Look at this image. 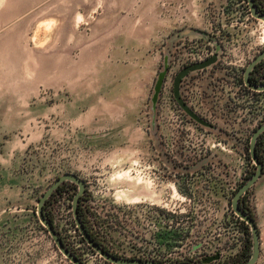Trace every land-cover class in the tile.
I'll return each instance as SVG.
<instances>
[{
    "label": "rangeland",
    "instance_id": "1",
    "mask_svg": "<svg viewBox=\"0 0 264 264\" xmlns=\"http://www.w3.org/2000/svg\"><path fill=\"white\" fill-rule=\"evenodd\" d=\"M136 1L128 14L137 11L139 18L140 8L143 16L148 9L160 29L146 47L115 55L107 72L76 71L75 30L63 41L51 29L60 15L76 13L79 21L70 27L87 36L105 0L88 11L81 0H0V264H71L36 213L40 197L64 174L84 182L78 205L86 227L113 256L204 264V255L221 248L209 264H230L242 251L244 226L230 205L233 189L255 173L243 152L264 121V94L237 99L232 82L243 70L230 64L245 65L264 50V23L251 18L244 0H155L147 8ZM188 35L223 46L187 60ZM204 41L195 38V50ZM213 57L194 75L187 105L206 125L190 122L174 99L173 80L183 67ZM188 91L184 81L182 100ZM187 127L193 131L175 129ZM77 192L66 181L43 208L81 262L110 264L75 230ZM241 200L253 212L252 192ZM256 264H264V250Z\"/></svg>",
    "mask_w": 264,
    "mask_h": 264
},
{
    "label": "crops",
    "instance_id": "2",
    "mask_svg": "<svg viewBox=\"0 0 264 264\" xmlns=\"http://www.w3.org/2000/svg\"><path fill=\"white\" fill-rule=\"evenodd\" d=\"M105 1L103 13L92 21L90 28L86 29V31H89L87 36H84L81 32H77L75 27H70L79 21L76 13H74V17H67L66 13L62 14L64 13L63 11L60 13L62 15L59 17L61 18V16L64 15L65 18L54 20L56 24H53V28L51 27L52 32L63 41L73 36L68 35V31L72 29L75 30L74 45L79 49V56L75 61L76 71H99V69H101V71L105 70L109 72L115 63V55H124L126 52L129 54L130 50L146 47L148 41L154 36L156 31L160 29V22L156 19V16H150L152 13H148V9H144L145 14L143 16V11L140 8L139 18L137 11L134 12V15L128 14L131 13L134 6L137 5L136 0ZM139 1V3H141L140 6L146 8L155 3V0ZM96 3V0H92L90 3L86 0H81V5L85 6L84 8L87 11L96 6ZM117 9L122 12L126 10V14L116 15ZM81 17L83 19L85 18L82 14ZM48 21H50V19H45L42 22L46 23ZM59 63L61 68L63 63L66 65L67 60L64 57L62 60H59ZM33 64L34 61L32 60L30 67H32ZM65 68L66 66L64 69ZM62 70L59 69V72H63ZM250 191L254 198L253 213L260 237V254L256 262L258 263L261 260L264 250V170L261 177L251 187Z\"/></svg>",
    "mask_w": 264,
    "mask_h": 264
},
{
    "label": "water",
    "instance_id": "3",
    "mask_svg": "<svg viewBox=\"0 0 264 264\" xmlns=\"http://www.w3.org/2000/svg\"><path fill=\"white\" fill-rule=\"evenodd\" d=\"M251 14L255 18H259L264 21V16L258 14L256 4L254 0H247ZM264 59V50L258 54V56L255 57V59L250 62V64L245 68L243 80L247 87L253 90L257 91H263L264 87H259L252 83L250 79L251 72L255 69L258 63H260ZM214 61V57L210 58L206 61L194 63L191 65H188L184 68H182L175 76L173 80V96L179 107L194 121L206 125L205 122H203L181 99L180 96V82L182 78H184L186 75H188L190 72L204 68L208 64L212 63ZM264 133V125H261L259 128H257L254 133L252 134V137L250 139L249 144V154L250 158L254 162L256 166L255 173L253 176L245 182L238 191L234 194L231 206L234 211V213L242 220L244 221L248 226L252 234V240H253V253L251 258L245 263V264H256L259 258L260 254V237H259V231L256 225V222L251 219L249 216L244 214L239 207L241 196L246 193L255 183L256 181L261 177L263 174L264 166L263 164L258 160L256 156V142L261 134ZM70 181L77 185L78 192L75 194V196L72 199V213L73 218L75 221V224L77 226L78 231L80 232L83 240L86 242V244L100 257H102L106 262L110 264H162L157 262H151L147 260H140V259H126V258H120L113 256L106 252L100 245H98L94 240H92L90 234L87 232V230L84 228L83 224L81 223L79 217H78V202L79 199L82 197V195L85 192V184L84 182L76 175L74 174H64L61 175L46 191L45 193L40 197L37 204V217L41 224L45 227L48 234L50 235L51 239L53 240L55 246L59 250V252L71 263V264H84L81 262L76 256H74L63 244L61 239L56 234L52 224L48 222L44 218L43 214V205L46 202V200L51 196L53 192H55L60 185H62L64 182ZM219 259V254H215L214 256L207 257L204 260H202V263L208 264L212 261H216ZM177 264H187V263H177Z\"/></svg>",
    "mask_w": 264,
    "mask_h": 264
},
{
    "label": "built area",
    "instance_id": "4",
    "mask_svg": "<svg viewBox=\"0 0 264 264\" xmlns=\"http://www.w3.org/2000/svg\"><path fill=\"white\" fill-rule=\"evenodd\" d=\"M245 2H246V5H247V12H248V14L251 16V18H253V19H255V20H258V21H261V22H263L264 23V21L263 20H261V19H259V18H255V17H253L252 16V14H251V11H250V8H249V5H248V2H247V0H244ZM255 1V4H256V8H257V10H258V14H260V15H262V16H264V0H257V2H256V0H254ZM192 30L194 31V28H192ZM195 38H199V39H204V40H206V41H204L203 42V47H202V50L201 51H198V50H195V48H194V43H195ZM186 41H187V47H186V54H187V56L189 57V58H187V60L189 59V60H194V58H192L193 57V55L194 54H197V53H195V52H201L200 54H202V55H207V53L210 51V50H213L214 51V47L213 46H215L217 43H219V45H222L221 44V41L220 40H209V37L208 36H206V37H204V36H190V35H188V36H186V39H185ZM177 42H179V40L177 41ZM176 42V43H177ZM263 42H264V34H263ZM262 42V43H263ZM218 45V49H215V54H220V53H223V49H221V47ZM223 46V45H222ZM174 52L175 53H177L176 55H179V52H180V49L178 48V49H174ZM260 54V53H259ZM216 56V55H215ZM258 56V55H257ZM200 60L198 61V62H202V61H205V59H202V58H199ZM255 58H253V60H254ZM217 60V59H216ZM215 60V61H216ZM218 60H220V59H218ZM252 59L251 60H249L248 62H245V65H243L242 63H241V61L240 60H237V61H235L234 63L233 62H231V64L230 65H233V66H240L241 68H242V73H241V75L239 76V78L237 79V80H234V82H232L234 85H236V87L238 88V97H237V99H241V98H243L244 97V94L245 95H247V97L248 98H250V99H252L253 97H255V95H257V94H264V90L263 91H257V90H253V89H250L249 87H247L246 86V84L244 83V80H243V75H244V70H245V68L250 64V62H252L253 61ZM198 62H194V63H198ZM194 63H191V64H194ZM191 64H189V65H191ZM259 64V67L256 69V67H255V69L251 72V75H250V79H251V81H252V83L253 84H255V85H257V86H259V87H264V59L260 62V63H258ZM257 64V65H258ZM188 66V65H187ZM186 67V66H185ZM261 67V68H260ZM184 68V67H183ZM203 69L204 68H201V69H198V70H195V71H192V72H190L188 75H189V78H188V76L186 75L184 78H182V80H181V82H180V87H182L183 85H184V81L186 82V84H187V87L189 88V91H188V93H187V95H186V98L184 97V99H183V101L186 103V105H190L191 103H192V101H189V100H191V97H192V94H193V88L192 87H194L195 86V84H196V78H193L194 77V75H196L197 73H198V71H203ZM197 71V72H196ZM200 71V72H201ZM187 79V80H186ZM194 112V111H193ZM195 113V112H194ZM184 115L186 116V118H187V120H189L190 122L192 121V119L184 112ZM178 118V117H177ZM177 118H175V119H177ZM188 122V121H187ZM260 124H262V125H264V121H262V118L260 119ZM160 124H161V122H160ZM260 127V126H259ZM258 127V128H259ZM176 129V132L178 133V135H181V133H188L190 130L191 131H193V128H185V129H183V128H179V130H178V128H175ZM254 133V132H253ZM160 134H162V132H160ZM251 137H252V135H251ZM251 137H250V139H251ZM250 139H249V144H250ZM160 141H161V138L159 139ZM249 144H248V147L246 148V150H245V152H243V156H244V161L245 160H248L249 162H248V164L250 163V164H252L253 166H255V164H254V162L252 161V159L250 158V154H249ZM255 170H256V166H255ZM253 174H251V176H252ZM246 175H244L243 177H245ZM250 175L247 177V179L248 178H250L251 177ZM242 183H244L243 182V179L241 180V182L233 189V191L235 192L236 190L238 191V189L242 186ZM177 190V189H176ZM250 190L251 189H249L246 193H244L243 195H242V197H244V196H246L247 194H248V192H250ZM236 191V192H237ZM235 192V193H236ZM233 198V197H232ZM252 198H253V194H252ZM232 201V200H231ZM231 206V205H230ZM71 211H72V207H71ZM231 212H232V215H233V217H234V219L237 221V222H239V223H241L242 224V226H245V227H248L247 226V224L244 222V221H242L235 213H234V211H233V209H232V206H231ZM72 216H73V213H72ZM73 221H74V218H73ZM74 224H75V221H74ZM75 230H77L78 231V229H77V226H76V224H75ZM79 232V231H78ZM248 233H251V231H250V229H248ZM79 234H80V232H79ZM160 234H161V232H157V230L155 231V239H156V241H160ZM252 236V235H251ZM80 237L82 238V236H81V234H80ZM83 239V238H82ZM158 250V248L156 247V249H155V255H157V253L159 252V251H157ZM217 253H215V254H219V258H220V251H221V248H217ZM207 257H211V256H206V255H204L203 256V258L201 259V262H202V260H204L205 258H207ZM140 260H147V261H151V262H157V263H162V264H177V263H183V262H180V261H182V260H178V258H177V256H176V259L174 260V261H172V262H161L158 258H156V256H154L153 258H149V259H142V258H140Z\"/></svg>",
    "mask_w": 264,
    "mask_h": 264
},
{
    "label": "trees",
    "instance_id": "5",
    "mask_svg": "<svg viewBox=\"0 0 264 264\" xmlns=\"http://www.w3.org/2000/svg\"><path fill=\"white\" fill-rule=\"evenodd\" d=\"M258 67H259V64L256 66V69ZM261 140H262V135L259 136V138H258V140L256 142V147L255 148H256V156H257L258 160L262 164H264V159H263V156H262V141ZM81 200H83V197H81L79 199V202H81ZM239 207H240V210L244 214H246L247 216H249L251 219H253L255 221L254 213L244 204L243 200L240 201ZM77 211H78V217H79L81 223L83 224L84 228L86 230H88L87 227H86V221L87 220H86V217L83 216L84 214L82 213V210L80 209V204L77 207ZM43 214H44V218L48 222H50L52 224L51 218L47 216L44 208H43ZM243 229H244V233H245L246 237L244 239V245H243L242 251L232 258V261L230 262V264H245L252 256V253H253V240H252V238H250L248 236V227L244 226ZM87 232L90 234V236H91L92 240H94V242H96L97 244L101 245L96 240V238L93 235V233H91L89 230ZM104 250L107 251L106 248H104ZM200 263H202V262H200Z\"/></svg>",
    "mask_w": 264,
    "mask_h": 264
},
{
    "label": "bare ground",
    "instance_id": "6",
    "mask_svg": "<svg viewBox=\"0 0 264 264\" xmlns=\"http://www.w3.org/2000/svg\"><path fill=\"white\" fill-rule=\"evenodd\" d=\"M133 170H134V169H133ZM126 175H127V173L119 174V176H118V175H117V176H118V178H121V177L126 176ZM126 177H127V176H126ZM143 183H144V182H143ZM147 184H148V183H147ZM153 185H154V184H153ZM153 185H152V186H153ZM138 202H139V201H138Z\"/></svg>",
    "mask_w": 264,
    "mask_h": 264
},
{
    "label": "flooded vegetation",
    "instance_id": "7",
    "mask_svg": "<svg viewBox=\"0 0 264 264\" xmlns=\"http://www.w3.org/2000/svg\"><path fill=\"white\" fill-rule=\"evenodd\" d=\"M252 176H253V175H252ZM252 176H251V177H252ZM251 177H250V178H251ZM250 178H249V179H250ZM249 179H248V180H249ZM59 187H60V186H59ZM59 187H58L57 190H59ZM250 189H251V188H250ZM84 193H85V192H84ZM241 199H242V196H241ZM240 201H241V200H240ZM247 226H248V225H247ZM248 229H249V226H248ZM251 235H252V234H251ZM98 245H99V244H98ZM100 246H101V245H100ZM101 247H102V246H101ZM102 248H103V247H102ZM103 249H104V248H103ZM106 252H107V251H106ZM208 264H209V263H208Z\"/></svg>",
    "mask_w": 264,
    "mask_h": 264
}]
</instances>
